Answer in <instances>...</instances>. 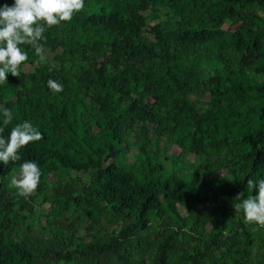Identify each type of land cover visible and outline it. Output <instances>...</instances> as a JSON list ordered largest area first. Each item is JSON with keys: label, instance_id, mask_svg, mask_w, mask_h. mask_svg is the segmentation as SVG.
<instances>
[{"label": "trees", "instance_id": "1", "mask_svg": "<svg viewBox=\"0 0 264 264\" xmlns=\"http://www.w3.org/2000/svg\"><path fill=\"white\" fill-rule=\"evenodd\" d=\"M45 35L47 62L23 45L0 84L4 134L43 133L0 162V264H264L234 206L264 178V0H86ZM26 159L42 175L22 195Z\"/></svg>", "mask_w": 264, "mask_h": 264}, {"label": "clouds", "instance_id": "2", "mask_svg": "<svg viewBox=\"0 0 264 264\" xmlns=\"http://www.w3.org/2000/svg\"><path fill=\"white\" fill-rule=\"evenodd\" d=\"M86 0H13L11 4H0V84L8 81V74L19 76L24 63L29 60V52L23 45L34 49L40 62H47V50L44 41L46 29L70 21L74 14L85 8ZM48 88L59 93L64 84L57 79L47 80ZM14 119L13 110L4 108L0 123V162L21 160V150L30 142L39 141L43 133L30 120L16 123L5 135L4 126ZM42 171L39 163L26 159L19 165V170L11 177V184L22 195L33 193L41 180ZM249 194L244 191L237 194L235 208L244 213L248 222L264 226V178L247 181ZM258 188L252 195L253 187Z\"/></svg>", "mask_w": 264, "mask_h": 264}, {"label": "rangeland", "instance_id": "3", "mask_svg": "<svg viewBox=\"0 0 264 264\" xmlns=\"http://www.w3.org/2000/svg\"><path fill=\"white\" fill-rule=\"evenodd\" d=\"M25 70H31V67L27 66V67H25ZM170 150H171V152L179 153L181 149L178 146L174 145L173 147L170 148ZM136 151H137V148L134 147L132 154L135 155ZM9 179L11 180V176H9ZM48 209H49L48 206L47 207L39 206L36 214L33 216V219L39 217V218H41L42 223H45V213H47Z\"/></svg>", "mask_w": 264, "mask_h": 264}]
</instances>
